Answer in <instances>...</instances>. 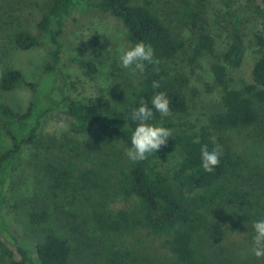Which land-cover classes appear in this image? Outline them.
Masks as SVG:
<instances>
[{"label":"trees","instance_id":"trees-1","mask_svg":"<svg viewBox=\"0 0 264 264\" xmlns=\"http://www.w3.org/2000/svg\"><path fill=\"white\" fill-rule=\"evenodd\" d=\"M207 1L45 0L38 32L19 29L13 34V43L19 49L48 44L51 61L36 81L28 80L16 68L5 67L0 71V90L27 87L32 92L30 103L21 114L0 101V133L10 144L0 145V264H73L75 249L69 237L53 230H46L38 237L17 234L8 222L5 210L15 177L24 167L34 164L48 179L51 193L57 199L54 214L70 220L71 230L82 236L83 244L94 248V234L104 238L102 243L105 239L111 241V245L104 244L94 253L98 264H137L135 252L124 243H114L113 238L139 229H147L162 238L163 247L178 264H264V257L258 258L252 251L253 222L264 217V177L252 170L254 190L247 189L246 182H239L247 158L229 147L223 138L230 128L263 124L264 132V33L256 36L259 56L252 69V81L233 87L229 73L244 62L245 22L261 20L264 32V0H246L242 8H234L238 0H224L227 10L222 22L229 29L230 43L210 68L215 85L221 89L220 107L209 115L207 125L198 130L189 128L187 122H174V117L183 118L189 109L190 78L178 65V59L195 64L203 56L215 53L216 39L206 26ZM163 3L167 10L160 8ZM75 8L95 9L121 20L130 47L140 41L152 45L159 64H147L143 74L137 72V82L128 83L125 102L91 103L57 96L64 52H71L70 60L87 74L98 72L91 56L80 55L78 49L68 50L63 41L65 26ZM174 23L197 30L191 52L187 51V41ZM99 50V42L92 40V54ZM154 80L159 81V88L152 87ZM161 91L170 100V114L161 115L153 108L150 122L170 128L173 135L158 152L148 154L147 159L132 162L126 157L120 167V188L117 184L116 188L127 201H133V208L110 210L99 200L91 204L87 213L79 214L78 198L86 191L100 188L103 175L97 167L79 163L82 150L76 136L96 130L108 138L102 140L104 146L114 148L117 143L127 150L137 126L130 117L132 109L139 107L142 98L151 108V98ZM56 112L69 120L70 131L63 135L46 131L44 127ZM213 138L221 149L220 164L212 172H206L200 149L204 144L211 149ZM222 208L232 210V216L225 220L230 224L225 226L219 216ZM25 216L27 224L40 225L48 221L51 212L46 207L32 205L26 207ZM242 230L247 238L224 244L231 231ZM233 254L236 260L231 259Z\"/></svg>","mask_w":264,"mask_h":264},{"label":"rangeland","instance_id":"rangeland-1","mask_svg":"<svg viewBox=\"0 0 264 264\" xmlns=\"http://www.w3.org/2000/svg\"><path fill=\"white\" fill-rule=\"evenodd\" d=\"M45 0H0V71L5 67L16 68L23 72L30 81H36L41 77L46 64L51 61L50 47L41 44L28 50L19 49L13 43V34L19 29H27L32 33L38 32V23L42 15V5ZM206 7V26L216 39L215 53L203 56L197 63L190 64L188 60L178 59V65L182 67L190 78L188 89L189 109L183 118L174 117V122H187L189 128L198 130L207 125L208 117L220 107L221 89L214 83V77L210 70L211 64L223 54L230 43L229 29L222 22L227 10L224 0H209ZM246 6V0H238L234 8ZM162 11L167 10L164 3ZM187 41V51L191 52L195 46L198 32L188 26H180L174 23ZM246 37V53L243 64L239 68L230 69L232 86L241 87L244 82L252 81V69L259 51L256 44V36L263 34L261 20L249 19L244 27ZM97 40L101 50L92 54V40ZM63 41L70 51L79 50L82 56H91L98 66V72L87 74L76 62L70 60V53L62 54V62L59 70V81L56 88L57 96H69L83 102H107L121 104L128 95V83L137 82L135 75L129 69L121 66L119 61L120 49L130 47L126 38V28L122 21L110 13L95 9L81 10L75 8L69 17L63 34ZM192 46V47H191ZM100 49V48H99ZM32 92L27 87H20L10 91L0 90V101L5 102L17 113H23L31 100ZM259 127L230 128L223 138L226 144L233 150L247 158L240 170L239 182H246L245 187L254 190L250 179L252 170H257L264 177V132ZM45 130L54 134L63 135L69 132L68 118L56 112L45 123ZM80 142L82 156L79 163L83 166H95L103 175L102 186L98 189L86 191L77 200L76 209L79 214L87 213L91 204L102 201L110 210L133 208V201H127L120 194L117 186L121 176L120 167L126 162V148L121 144H114V148L103 145L102 140L107 141L106 135L98 131L76 136ZM0 145L9 146V141L3 133H0ZM255 175V174H254ZM13 188L9 193V202L6 207V215L9 224L17 234H32L41 236L46 230H53L71 239L75 252L72 257L73 264H98L94 253H97L104 244L111 241L96 234L93 236L96 246L92 249L82 242V236L74 233L70 227V220L61 215L54 214L57 199L53 197L49 188L48 179L35 164L24 167L15 177ZM262 181V180H261ZM117 184V186H116ZM46 207L51 216L46 223L40 225L27 224L25 216L26 207ZM221 220L223 226L230 224L227 217L232 216V210L222 208ZM264 211V210H263ZM259 214L262 211L259 210ZM230 218V217H229ZM236 217L234 216L233 219ZM264 217H258L260 220ZM225 220H227L225 222ZM254 220V221H257ZM33 237V238H34ZM247 238V234L232 232L224 238L225 245L231 241L240 242ZM113 242L124 243L130 247L138 257L137 264H178L173 256L162 245L163 239L152 234L147 229H139L131 234L114 237ZM212 252H215L212 250ZM218 253V252H217ZM231 254V252H230ZM221 257V255H220ZM233 254V260H236Z\"/></svg>","mask_w":264,"mask_h":264},{"label":"clouds","instance_id":"clouds-1","mask_svg":"<svg viewBox=\"0 0 264 264\" xmlns=\"http://www.w3.org/2000/svg\"><path fill=\"white\" fill-rule=\"evenodd\" d=\"M121 66L129 69L132 75L137 72L143 74L147 64L158 65L159 60L154 57V49L151 44L144 41L137 42L134 46L119 50ZM156 71H159L157 68ZM153 88H159V81L152 82ZM150 108L148 101L141 99L139 107L132 109L130 117L137 122V126L131 134V147L126 150V156L132 162L147 159L148 154L158 152L164 146L169 137L173 135L170 128L153 124L150 121L154 116L153 108L161 115L170 114V100L165 92H157L151 98ZM209 149L207 144L201 146L202 167L206 172H212L220 164L221 149L218 144ZM255 235L253 237L252 251L256 257H264V218L253 222Z\"/></svg>","mask_w":264,"mask_h":264}]
</instances>
